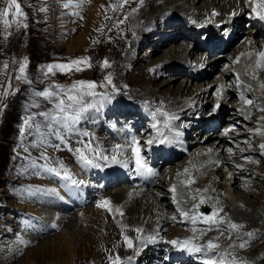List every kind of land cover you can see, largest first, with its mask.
Here are the masks:
<instances>
[{
    "label": "rangeland",
    "instance_id": "obj_1",
    "mask_svg": "<svg viewBox=\"0 0 264 264\" xmlns=\"http://www.w3.org/2000/svg\"><path fill=\"white\" fill-rule=\"evenodd\" d=\"M99 1L100 0H72V4L68 8H65L63 5L65 3H68V0H18V2L21 4L23 12L27 14V19L24 21V23L27 24V27L26 28L20 27L19 29H17L16 24L13 23L10 28L5 29L3 24L0 23V264H16L17 261H18L17 264H51V262L53 261L52 258L55 257V254L46 253V255L43 256V261L40 262L41 257L36 256L39 250H36L35 248L38 247L39 245L41 246L42 243L47 239L52 240L55 237L64 236V235H68V237H72V241H71L72 253L66 252L65 254V256L67 255V259L73 256V260L69 261L70 264H102L103 262H104L103 264H110L115 261L114 259H112L111 261L110 260L107 261V257L111 255V252L107 248L102 249V244L95 249L97 251H93L89 254H87L85 251L82 252L81 250L83 246L81 240L85 235L87 228L86 215H85L86 209L87 208L95 209L96 206L100 204L101 202L100 199L103 198V196H107V195L110 196L111 193H113V191H117L119 187L121 186L123 187V185H130V184H125L123 177H120L118 175L120 181L123 180L122 181L123 183L121 184H115L114 186L112 185L110 187L103 185L100 188V183L101 181L103 182L104 176L101 174L102 170L99 171L98 167H96L98 170L95 171L94 173L96 178H98L99 180L100 176H103V180L100 179L98 184H97L98 180L94 181L93 184H90L91 182L87 184V186L92 190L93 193L95 192L97 193L95 194L92 193L93 194L92 200L86 207L85 204L81 205L80 203H78V206L85 208H79V207L75 208L76 205L72 204L71 208L67 209L70 207V205L66 202H62L57 199H54V197L50 195L53 192L50 189H48L49 191H47L44 194L43 188L35 187L38 188V192L36 193V195H34L35 192L33 185L42 184L45 182V179L40 178L42 172H48L46 171L47 168H56L58 171H60L61 165L62 164L65 165L64 164L65 161L69 162L71 160V158L69 157V153H73V150L66 149L67 141L71 142V144L78 143L79 146H81V148H84L82 146L84 145V143L80 141L82 139L79 138V135H77L75 132H78L81 129L83 130L84 127L85 128L88 127V124L86 125V121H84V120H88L85 114L79 123L71 125V130H69V128L66 127L63 123H58L56 121L45 122L43 117L36 115L35 120L37 123L41 124V128L39 130H36L35 128L26 129L25 132L21 134V128L24 125V120L28 116H32L42 111L55 112L54 109L55 98H53V100H47L44 99L43 97H39L36 94L38 91H42V90L57 91V89L54 87L56 85H59L64 88H69L73 84H77L78 82L81 81L95 82L98 86L94 89V91L98 95L94 98L85 97V100L92 103L93 104L92 108H95L97 111H98V106H100V104L101 105L108 104L109 106L108 112H110V114L109 116H105V119H103V122H101L102 128H100L101 132L99 135L104 137L112 136L111 137L113 138L111 140L112 144L110 143L112 147L118 145L117 142H119L120 144V141H124L125 139L120 140L119 138H117L116 134L118 132L112 131L111 127L118 128L121 132H124L126 127L131 129L134 137L137 136L141 137V139L139 140H141L142 144L146 141L147 137L152 138L154 142H156L155 136H158L157 127L160 128L159 119H156L153 122H151L148 118L147 121L144 123V125H142L141 127H135L133 126V123H129L132 118L136 117L134 115H137V113L141 112V109L138 108V106L144 109L145 116L148 117L161 116L160 115L161 106L159 104L157 105L147 104L149 101L147 100L145 102L144 98L148 97V95L145 96L143 94L141 95L137 94V96H135L134 94L135 89L145 88L147 89L149 96H151L153 93H156L158 96L162 95V97L172 98L175 100V102H180L182 99L185 98H187L186 100L188 101L194 99L193 107L195 109H191L190 107L177 109L173 113L176 119L174 120L173 123H170L171 130L169 131V129L165 128L162 131L164 133V136L165 135L168 136L169 134L173 133V130H176L178 132L176 136L174 135V138L177 141L174 142L176 144L175 145L176 147L170 152H172L173 154H176L175 152H177L179 156H176L175 160H172L170 164L167 163L163 167V169L161 170V175L157 176L155 180L157 182L156 185L152 187L154 188L155 191L147 192V195L149 194L151 195V193H154L153 197H156L157 199L155 202H159L160 204L164 205L163 207H166L165 209L167 211H171L174 213L173 215L170 216L171 218H170V223L168 225L169 226L168 229L172 228V226H176L174 224H179L176 227L181 226L178 232H183L187 230L185 228L188 227L189 228L193 227L196 229L205 226L204 225L205 222L203 220L205 216L200 217L201 218L200 219L198 217V211L194 207L196 205H200L199 198L201 195H199L198 192L194 191L192 186L193 183L191 181L192 177L189 178L188 176L192 175L196 178L195 179L196 182L207 183L209 187L219 188L220 191L226 193L228 187H226L225 184L230 174L232 177H234V175H236L237 172H239L241 169L244 168H245L244 169L245 172L248 169L247 165L249 164H253V163H256V165L257 164L259 165V163L264 164V148L262 149L260 147V145H262V142L260 143L257 142L258 140L257 132H260L258 131V129H256L257 117H251L249 119H246L245 117L244 119H241L237 123H235L234 128H231L233 125L231 124L232 125L231 126L229 124L231 123V121H229V119L227 118L230 116L231 111H235L236 109H238V102L235 101V98L238 97L237 95H233V96L228 95L226 99L223 96V93H226L227 91H228L227 93L234 92L235 87L233 88V86L235 85V82H232L230 78L232 77L234 79L235 75H230L228 77H225V74H221L220 67L222 66L221 64L225 59H218L219 55L217 54L221 52H227L229 50L228 48L218 50L214 53H205V54L202 53L200 49L199 50L197 49V51L192 57L183 61L178 60L174 62L170 66V68L168 69L164 68L162 69L163 71L157 73L155 72V69L158 67L156 65L157 62L158 63L161 62L162 58L165 59L170 56L179 55L178 51H175L172 48V44L176 46H182V45L185 46L187 43H192L191 40H188L187 37L185 36L179 35L177 39H175L171 43H168V48H165V50H169L171 52V55L168 56V53H166L164 50H159L157 52L155 51V46L152 43V41L147 40L148 33L146 32L144 38L141 39V41H139L138 39L139 36L138 35L136 36V34H134V37H132V39L133 38L138 39L137 46L134 48L131 43L132 42L131 38L129 39L124 35L126 34V30H127L126 26L128 25L129 17L126 21L120 20L123 21V23H117L119 21L117 19L122 18V16L118 15V18L114 21V23H112V25L108 29H107V25L105 26L107 19L106 16H108L107 13L113 12L116 9L113 8V6H115L113 4L114 0H109L113 2L103 10V13H101L102 11H100V16L98 18L99 20H97L95 24L96 26H94L93 32H91V35L88 38L87 42L78 44V42L80 43L81 36L84 35L85 37V35L87 34L86 32H88V25H89L88 23L90 21V15L92 14V11L96 8V5L98 4ZM161 1L162 0H158L157 2L160 3ZM77 4H79L80 6L76 7L75 5ZM4 7H7V0H0V9ZM174 7L175 5L169 6V9L167 11L175 12V10H177L180 13H184L183 11H181L180 8L177 7L174 8ZM41 8L47 9V11H41L40 10ZM133 10L134 9L130 10L129 13L135 15L138 10L136 9L134 12ZM9 19L11 20L12 17L10 16ZM237 20H239L238 26L236 28V32L238 33L235 34L236 32H231L232 35H230L231 36L230 38H235V39L233 43L229 45V47L233 46L241 39H242L241 42H243L244 43L243 45L245 46L246 45L245 43L249 42L250 38L253 39L250 36L255 37L254 38L255 41L253 40L251 41V43H254V45L257 46H262L263 44L261 41H264V39L258 40L260 37V33L258 32V30H256V28L253 31V34L249 32L251 31L252 27H254V25L247 26V22L249 20L245 17V14H242V16H238ZM145 21L146 18L142 17L140 19V24L141 25L144 24ZM207 21L205 22V24H210L211 26L214 25L213 23H211L212 19ZM220 26L221 25L217 27H212L211 29H218ZM194 27L197 28V26L194 24L193 28L191 29H195ZM225 27H226L225 25L221 26L220 30L214 33V35L219 38L224 37L225 34L223 33L224 32L223 29ZM155 28L157 27L152 26L151 28H149V32H151V30L155 31ZM107 30L114 32V34L113 33L107 34ZM112 35L116 36L115 39H117V42L112 41ZM153 36L154 34H151L150 38ZM207 40H211L212 42L215 43V41L211 37H208ZM121 43L123 48L121 47V51H119L120 50L119 45ZM192 45L190 44V46ZM205 49L206 47H203L202 50ZM130 51L131 52L134 51V57L132 58V61H130V64L126 65V63H122V59ZM221 54H223L224 56L227 53H221ZM182 55L183 54L181 53V56ZM213 56L215 57L212 58ZM82 58H89L88 62L82 63L80 65H74L71 71H67V70L61 71L59 69H53L54 74H47V67L49 65L61 64V63L69 64L72 61ZM203 58L211 60L210 62L217 61L216 67H214V65H210L207 67V64H204L205 59ZM105 60L108 62L107 66L104 65ZM25 61H26L25 73L27 75L23 78V80H21L22 78L16 79L18 73H20L18 72L20 65L22 63H25ZM5 64H7V68L4 67ZM89 64L90 66H88ZM124 65L125 67L126 66L130 67V69L128 71H125ZM77 67L81 68L82 70L80 71L75 70ZM144 70L150 71L152 77L153 76L157 77L156 81L149 78H145L143 80L142 72ZM262 71L260 70L259 73H264V71L263 72ZM155 73L157 75H155ZM109 76L111 77V81H112L111 84H109L106 80V77ZM121 76H125L124 79L120 80ZM258 76L259 75H256V77ZM126 77H129V79L136 84L131 85L130 83H128L129 84L128 85L127 83H125L128 80ZM220 77L224 79V83H228V84L224 85L225 87L223 88L225 89V92L224 89L222 88L223 89L222 96L218 98L217 93L221 91L217 89V87L219 86L217 81H219ZM9 81H11L10 87H9ZM196 84L198 86H195ZM99 85H104V87H100ZM172 90H174V93H172L171 95ZM6 92L9 94L5 95ZM201 93H203L202 96ZM101 94L104 98H102ZM247 96L250 98L253 97V95L251 96L249 94ZM218 101H220L219 108L213 111L214 104L215 102ZM256 101H257L256 97L254 96V102ZM254 102L250 106L246 104L245 109L240 108L242 109V112H244L245 110L244 112L245 115L251 114L252 116L257 113L256 107H252L254 105ZM33 104H38L39 107H33ZM163 105L165 104L163 103ZM131 106L134 107L133 112L131 111ZM249 107H252L253 110L252 109L248 110ZM114 110L121 111L124 114L125 113L131 114V116H122V117L119 116L118 119L115 116H113L112 118L111 113ZM162 110L164 109L162 108ZM136 118L137 119L140 118V115L138 114ZM202 121H204L205 123L203 122L201 124ZM45 123H50L52 126L44 127L43 125ZM94 124L96 125V123ZM203 124L206 125L205 129L198 130L199 127L203 126ZM153 125H156V127L153 128L154 127ZM150 127H151L150 132L156 133L155 136H148L149 132H145L146 129ZM226 129H230L228 130L227 134L224 133V130ZM236 131L239 133L238 137H236L237 136ZM84 132L88 134L86 136L88 139H90L89 132L88 131H84ZM208 132L216 133L217 135H215L214 137L213 136L207 137L208 135L206 133ZM184 133H188V135ZM172 135L173 134L169 136ZM219 137L225 139V142L222 147H219L218 143L212 144L216 139H219ZM30 141L35 142L37 145L30 144L31 143ZM90 142L91 140L89 141V145ZM128 143L132 144V141H129ZM205 143H209L213 145V148H216L215 154L217 155L218 159L220 158L221 160L228 161V162L227 161L224 162V164L219 163L218 164V167H220L219 170L218 168L214 169L213 166L210 167L209 165L207 166L200 165L201 169L200 167H198L197 169V165H196L197 163H194V161L198 159V155H196L197 153L196 151L197 148H199L202 145H205ZM110 144L106 146L107 147L106 150H109V152L112 155L117 154L116 149L113 151L112 147H109ZM90 146L92 147L93 145ZM46 147L48 150L45 151ZM73 147L75 148V146ZM171 147L172 144L171 145L167 144L166 147L167 156H161L162 158H167L169 160L172 159L173 156H169V149ZM241 148L250 149V153H247L249 152L247 151L246 156L243 157L240 156V154L243 153V149ZM30 150L34 151L32 152V154L36 156L35 158L32 156ZM39 150H44V151L36 152ZM201 152L202 151L199 152V155L201 154ZM39 153L41 154L43 153L46 159L42 157L41 154ZM124 153L126 154L127 152L125 151L121 152L120 156L125 157ZM160 153L163 154V152ZM128 155H129L128 157L131 156L133 158L132 151H129ZM142 156L143 157L146 156L145 160L147 159L151 165L152 164L156 165L157 163L162 162V159L161 160L158 159L156 162L153 163V160L148 156V153H146V151L142 153ZM51 157H58L62 159L63 162L55 163L50 160ZM25 158L26 161L29 162L30 168L28 167V163L25 162ZM72 159L74 160V162H72L71 160L70 166L67 165L66 168L71 173L72 171H76L80 169L79 168L80 162L78 158L75 157V159L74 158ZM121 160L124 159L122 158ZM102 162L104 164L107 163L104 160ZM163 163L162 164L160 163L157 166L162 167ZM131 167H129V169L127 167L126 168L124 167L123 170L127 169L128 171L131 169ZM118 169H120V167L117 168V170ZM259 170L260 169L258 170L256 169L257 174H259L257 176H260V174L264 175V170L263 171L262 170L259 171ZM244 172L242 173V175L245 177ZM218 173H220V176L218 178L221 184L220 187L216 183V176ZM53 176L57 177L55 174H53ZM92 176L93 175H91V177ZM249 176L250 173L246 175L247 178ZM232 179L233 178H230V180ZM62 181L64 180L61 177H58L59 188L56 185L52 184V182H50V184L58 192H61L63 194L62 192L63 190L60 189L62 188L60 185ZM253 181H257L260 183L259 185H257L258 189L256 188L257 190L256 192H259V194L262 195L263 193L262 187L264 186V180L254 179ZM253 181L244 180V183L247 187H249L250 185L249 188H253V185L255 184L253 183ZM21 182H26L25 187L32 189L33 192L29 193L27 192V190L26 191L20 190L18 185ZM175 182L176 184H178V186L181 189L179 190V193L183 189L185 190V192H188L186 197L183 198L184 202L187 199L191 198V202L189 204L185 203L187 204L186 206H189L191 205V203L196 202V204L191 205L193 211H186V212H188L189 215L194 214L197 217L196 219L197 224L196 223L189 224L183 221L184 216L181 215V212H183L182 208L186 207L185 204H180L179 207L176 206L179 201L177 203H173L178 200V199L174 200V198L172 197L173 192L171 191L170 188V185H173ZM184 183L185 184L189 183L191 185L188 187H183L182 184ZM230 184L232 185V189L230 190V192L232 194H236L239 199L244 200L245 199L244 197L246 196L245 191L242 188L235 187V184L232 183ZM97 186L99 187L97 188ZM243 188L246 189V187ZM253 190H255V188H253ZM84 195L87 194L84 193ZM260 195L257 194V197L255 195H248L247 198L248 199L252 198L253 200L256 199L263 200ZM52 199L60 202L61 204L64 205V207H62L61 209L58 208L49 209L44 202L47 201L50 202L52 201ZM87 200H88V195H87ZM213 202L215 203L213 204ZM222 202L223 201L217 199V197L211 196L210 199L208 200V205L211 203L213 209L215 207H220V209L225 210L226 205L224 204V202L223 203ZM198 208H203V207H198ZM152 210L154 211L152 212ZM112 211L110 210L109 207L106 208L107 214L111 216L112 220H114V217L112 218V216H114V212L112 213ZM210 211L206 213H209ZM39 212H43V213L41 214ZM124 212L123 211L120 212L123 213V215H120L121 218L120 222L123 220L122 218L127 217L125 210ZM160 212L161 209H159V206L157 207V209H155V207L152 208V206L148 208L144 207L143 212L141 214V219L144 218L145 216V221L149 222L153 218L154 219L156 218L153 217V215L157 216V218L159 217L160 219L161 218ZM139 213L141 212H139V209H137L133 213V215L135 217H138ZM30 214L33 215L35 219L31 217L25 219ZM227 215L230 216V212L227 213L226 215H223V220L226 219ZM21 220H27L30 226L35 225L37 231L32 232L29 226H27L26 224H21L19 222ZM39 224H41V226L44 227H39ZM249 224H250L249 220H245L239 223V225H242L245 228V232L242 235L236 236L235 240L237 241L240 237L248 236V238L241 243L231 242L233 240V234L237 230L233 232L223 231L222 234L225 235L221 234L220 236H217V238L218 240H221L220 243L223 244L226 243V245L228 246L236 247L237 252H241V253L244 252V254L245 253L254 254V252L256 251L255 248L256 245L255 246L252 245L250 248L239 247V245L242 243L246 244L249 241H255L257 239V237L254 234L252 236L248 235V233H252L250 231H253V228L252 230L251 228H248ZM122 227L124 229L129 228L128 226L125 225H123ZM43 228L44 230H42ZM133 229L135 231V229H139V228L134 227ZM169 233H170L169 231H166L164 235L160 236V239H163V243L170 242L165 240L166 237L171 238L170 236H168ZM32 235L38 236L37 238L39 239L34 240V242L30 241L29 239H32ZM203 236L201 234L193 235V237L190 238L192 241L191 240L190 241L197 246L196 242H198V244L203 243ZM149 238L154 240L155 236ZM117 239L119 244H121L125 248L127 247L124 237L122 236L120 237L119 232ZM25 240H29V241L25 242ZM258 243L259 242H257L256 244ZM236 244H238V247L236 246ZM153 247L154 244L151 243L150 248L155 250V248ZM32 252L35 253V256L32 254ZM237 252L232 251L230 252V255L235 257L237 255ZM115 254L116 251H114L113 255H111V258H113ZM212 254H217V252L214 251ZM163 255H165V252ZM186 256L188 255L186 254ZM259 257L260 258L264 257L263 252L260 253ZM151 260L152 258L149 259V261ZM142 261H143L142 259L140 260V258H138L136 264H142ZM149 261L146 263L150 264L151 262ZM172 261L173 260L169 262L165 261L162 262V264L164 263L173 264Z\"/></svg>",
    "mask_w": 264,
    "mask_h": 264
},
{
    "label": "bare ground",
    "instance_id": "obj_2",
    "mask_svg": "<svg viewBox=\"0 0 264 264\" xmlns=\"http://www.w3.org/2000/svg\"><path fill=\"white\" fill-rule=\"evenodd\" d=\"M157 1L158 0H132V2H131V0H128V3L124 4L123 7H119V5L122 3V0H114V2L109 1V0H100L98 2V4L96 5V8L94 10L92 9L93 11H92V14L90 15V21L88 23L89 24L88 25V32H86L87 34L85 35V37H84V35L81 36L80 43L78 42V44H82V43L87 42L88 38L91 35V32H93L94 26H96L95 24H96L97 20H99L98 18L100 16V11H102L101 13H103V10L106 7H108V5L111 4L112 2L116 6V9L113 12L107 13L108 16H106L107 19H106L105 26L107 25V29H108L112 25V23H114V21L118 18V15H120V16H122V18H124V19H122V18L117 19L119 21L120 20L126 21L129 17L128 25L126 26L127 27L126 34H124V35H125V37H127L129 39L131 38V41H132L131 43H132L134 48L137 46V40L139 39V41H141V39L144 38V35L146 32L148 33L147 40L152 41V43L155 46V51L157 52L159 50H164L166 53H168V56L171 55V52L169 50H165V48H168V43H171L172 41L177 39V37L179 35L187 37V39L191 40L192 43L194 42L193 45H192V43H187L185 46L184 45L176 46V45L172 44V48L175 51H178L179 55L178 56L177 55L170 56V57L165 58V59L162 58L161 62H159V63L157 62L156 65L158 67L156 68L157 70L155 69V72H157V73H160L161 71H163L162 69H164V68H166V69L170 68V66L178 60L183 61V60H186V59L192 57L195 54V52L197 51L198 47H200L197 43L196 38L199 35H202V33L204 31L211 29L212 27H217L219 25H226L227 28H233L236 25L237 17L242 16L243 11L245 10V12H246V9L250 10L249 15H252L254 17L253 19L255 22H257V25H256L257 27L259 26V28H260V24H264V20H260L259 18H256L254 16V14H252V12H251L252 5L249 3H246L245 0H192V1H190V0H162L160 3H158ZM139 4H140V6H139ZM171 5H175L174 8H176V7L180 8L181 11H183L184 13H180L177 10H175V12H168L167 10L169 9V6H171ZM132 9L138 10L135 15H132V13H129V11ZM109 10H110V8H109ZM232 11L235 12L236 15L228 16ZM213 12L217 13V15H213ZM125 17H127V19H125ZM142 17H145L146 21L144 24L141 25L140 19ZM208 18L212 19L211 23H213L214 25H217V26H214V25L211 26L210 24H205V22L208 20ZM178 22H179V24H178ZM194 24L197 26V28L194 27L196 30L191 29V28H193ZM152 26H155L157 28H155V31L151 30V32H149V28H151ZM262 31H264V29H262ZM249 32L251 33L252 30ZM112 33L114 34V32L107 30V34H112ZM237 33L238 32H236L235 34H237ZM134 34H136V36L138 35L139 38L138 39H136V38L132 39V37H134ZM151 34H154V36L150 38ZM158 34L159 35L163 34V35L159 36ZM250 37H253V36H250ZM115 38H116V36L112 35V41L117 42V39H115ZM253 40L255 41V39L250 38V41L248 40L249 42L245 43L246 45L244 46V48L242 47L239 52H238V50H236L237 55H234V64H236L235 67H233V68L228 67V69H221L223 71L222 74H225V77H228L230 75H235L234 79L232 77H231L232 79L230 78V80L232 82H235V85L233 86V88L235 87L234 92L233 93H227L228 92L227 91L226 93H223V96L225 97V99H226V97H228V95H230V96L237 95L238 96L239 94L240 95H248L249 94L251 96L253 95V98H254V96L256 97L257 101L254 102V105L252 106V107H256V109H257L256 114H254L252 116H251V114L245 115L244 112H242V109H240V108L245 109L246 104H244V102L243 103L238 102V109H236L235 111H231L230 116L227 118L229 119V121H231V123H229L231 125V124L237 123L239 120L244 119L245 117H246V119H249L251 117H257V119H256L257 120V122H256L257 128L256 129H258V131H260V132H257V135H258L257 142L258 143L262 142V144H264V110H261V109H264V88L260 87L261 84H264V73H259L260 70L264 71V68L263 67L258 68L257 64H256V61L258 59H260L258 57V55H256V54L264 51V41H261L263 44L262 46H257V45H254V43H251V41H253ZM119 41H121V40H119ZM122 43L119 45V48H120L119 51H121ZM190 44L192 46H190ZM80 46H82V45H80ZM181 53L183 54L182 56H181ZM249 54H251V56ZM224 56H226V55H224ZM133 57H134V51L128 52L124 56L123 59L121 58L122 63H126V65L130 64V61H132ZM210 61L211 60L205 59L204 64H207V67L210 65H214V67H216L217 61L216 62H210ZM129 69H130V67H128V66L125 67V65H124L125 71H128ZM253 73L255 74V76L256 75H259V76L256 79H253L252 78ZM155 75H157V74L155 73ZM124 77L125 76H121L120 80L124 79ZM142 77H143V80L145 78H149V79L156 81V79H157V77L151 76L150 71H145V70L142 72ZM126 78L128 80L125 83H127V84L130 83L131 85L136 84V83L132 82L129 79V77H126ZM217 82L219 84L217 89L222 92V90L224 89L223 87H225L224 85L228 84V83H224V79H222L221 77H220L219 81H217ZM249 85L251 86V88H249ZM195 86H198V85L196 84ZM221 86H223L222 87L223 89L221 88ZM135 91H136V93H135ZM140 92H142V93H140ZM224 92H225V89H224ZM172 93H174V90H172L171 95H172ZM134 94H135V96H137V94H140V95L143 94L145 96L148 95V97L144 98L145 102L147 100L149 101L147 104H151V105L159 104L161 106L160 107L161 112H167L170 115L173 114L179 108L190 107L191 109H195L193 107L194 99H191L188 101V100H186L187 98H185V99H182L180 102H175V100L172 98L162 97V95L158 96L156 93H153L152 94L153 96L152 95L149 96V93H148L147 89H145V88L135 89ZM202 94L203 93H201V96H202ZM219 97L220 96H218V98ZM163 103L165 105H163ZM252 107H249L248 110H250V109L253 110ZM162 108L166 111L162 110ZM108 111H109L108 104H105V105L100 104V106H98V111L95 108H90L85 113L88 120H84V121H86V125L88 124V127H86V128L84 127L83 130L81 129L80 131L75 132V133L77 135H79V138H81L83 140V141L82 140H80V141L82 143H84V145H82L84 148H85V145H89V141L91 140L90 145H93L92 146L93 148H95L102 155H107V156L111 157L112 154L109 152V150H106L107 149L106 146H108L111 143V140L113 139V138H111L112 136H105L104 137V136L99 135L101 132L100 128H102L101 122H103V119H105V116H109V114H110V112H108ZM113 112L111 114H113ZM115 112L118 113L119 111H115ZM250 112H252V111H250ZM127 113H129V112H127ZM247 113H249V112H247ZM134 116L137 117L138 113H137V115H134ZM144 116L145 115L142 114L140 116V118H138V119L136 117H134V118L136 120H140ZM160 117H163V116L161 115ZM163 119H165V118L163 117ZM225 119H226V117H225ZM88 122H90V123H88ZM94 123H96V125ZM204 129H205V127L201 126V127H199L198 130H204ZM84 131L89 132V134H90L89 138L90 139H88L87 136L84 135V133H85ZM236 133H237L236 137H238L239 133L237 131H236ZM125 134H126L125 132L124 133L118 132L116 134V137L125 136L126 140H128L127 139L128 134H126V135ZM206 134L208 135L207 137H209V136L214 137L215 135H217L216 133H210V132H208ZM221 137H219V139H216L212 144L218 143V146L222 147L224 142H225V139H223ZM117 143L119 145V142H117ZM111 144L109 147H112ZM128 144L129 143H127L126 141L123 144H120L122 151H126L127 149H129ZM73 146H75V148ZM116 146L112 147L113 151L116 149ZM160 147H162L164 151H167V148H166L167 145H166V147H165V145H161ZM78 148H81V146H79L78 143L71 144V142L67 141L66 149H72L73 150V153H69V157L71 158L72 162H74V160L72 158H74V159H75V157L78 158V154L75 151ZM247 148L246 149L241 148V149H243V153H241L240 156L243 157V156H246L247 153H250V149H247ZM85 151H87V150L85 149ZM145 151H146V153H148V156L153 160V163L156 162L159 158H162L161 157L162 153H157V151H152V149H146ZM200 151H202V152L199 155ZM247 151H249V152H247ZM196 152H197L196 155H198V159H196L194 161V163H197L196 164L197 169H198V167H200V165H203V166L209 165L210 167L213 166L214 169L218 168V170H219L220 167H218V164L219 163L224 164V162L227 161V160L226 161L221 160L220 158L218 159L217 155L215 154L216 148H213V145H211L209 143H205V145H202L199 148H197ZM128 153H126V157L123 158L124 160H121L122 157H117L121 161V163H118V164H113L110 161H107V163L104 164L102 162L103 160L97 158L96 163L100 165V167H98V170L99 171L102 170L101 174L104 176V180H103L104 186L110 187L112 185L114 186L115 184H118L120 182V178L118 177V175L120 177L124 178L123 168L127 167L129 169V167H131V165H133L134 161H135L134 158H132L131 156L128 157L129 156ZM89 155H91V154H89ZM70 161L69 162L65 161L64 162L65 165L62 164L63 167L67 168L66 165L71 163ZM146 161H148V160L146 159ZM162 161L169 163L171 160H169L167 158H162ZM102 164H104V165H102ZM125 164L127 166H125ZM247 166H248V169L245 172H244V169H245L244 168V169H241L239 172H237V174L235 173L236 175H234V177H232L231 175L228 176V180H226V184H225V186L228 187V190L226 188V190H227L226 193L220 191L219 188L209 187V185H207V183L196 182V180H195L196 178L192 175L188 176L189 178L192 177L191 181L193 183L192 186H193L194 191L197 192V190H200L198 192V194L201 195L200 198L201 197L205 198V203H208V200L210 199L211 196H215V197H217V199H220L221 201H223L224 204L226 205V209L225 210L223 209L224 211L222 210L223 213H222V211H220L219 214L216 217H214V219L222 221V222L213 225L211 228H209V225L207 223H204L205 220L203 218L204 222H202L203 220L200 222L204 223V225H205L204 227H199V228L195 229L191 226L192 228L188 227V228H185L187 230H185L183 232H178V230L181 228V226L176 227L179 224H174L176 226H172V228L168 229V227H169L168 225L170 223V218H171L170 216L173 215L174 213L171 211H167L165 209L166 207H163L164 205L160 204L159 202H155L157 199H156V197H153L154 193H151V195L150 194L147 195L148 191L149 192L155 191L154 188H148V189L142 190L139 188H134L131 185H123V187L122 186L119 187L117 189V191H113V193H111L110 196H108V195L103 196V198L100 199L101 202L99 204V205H102L104 201L109 202L108 207L110 208L111 211L113 210L112 213L114 212V216H112V218L114 217V220H112L111 216H109L107 214L105 207L96 206L95 209L94 208H87L86 209L85 215H86V227L87 228H86V233L81 240V243L83 246L81 251L82 252L85 251L87 254H89L93 251H97L95 249L102 244V249L103 248L109 249V251L111 252V255H113L114 251H116V254L113 258H111V255L107 257V261H109V260L111 261L112 259H114L116 261V257L119 256L120 261H122V264H136V261L138 260V258H140V260L141 259L143 260L142 264L143 263L147 264L146 262H148L150 258H152V260L154 259L153 256L156 255L157 257H161L164 254V250H166V252L170 255L169 261L176 259V264H195L194 259H196V258L202 260L203 264H204V261L208 258L220 261V264H264V257L263 258L259 257L260 253L263 252V254H264V186L262 187L263 193H262V195H260L259 192H256L257 191L256 188L258 189L257 185H259L260 183L257 181H253L254 179L264 180V175L260 174V176H257L259 174H257V172H256V169L257 170L260 169L263 171L264 170V164L259 163V165L258 164L256 165V163H253V164H249ZM119 167H120V169L117 170V168H119ZM79 168L80 169H78L76 171H72V173L71 172L70 173L72 174L74 179H76L77 181H82L83 183H80L74 187V186H71L69 182L64 180L61 182L60 185L62 187V190H63L62 192H63L64 196L69 195V196H71V199L73 200L74 204H77V205H78V203H80L81 205L85 204V207H86L90 203V201L92 200V197H93V194H92L93 192L87 186V184H89L90 182H91L90 184H93L94 181L98 180V178H96V176L94 174L95 171H98V170L94 166H85V165H82L81 163H80ZM108 169H110V170H108ZM200 169H201V167H200ZM108 171H110V172H108ZM196 171H198V170H196ZM243 172L245 173V177L242 175ZM249 173H250V176L247 178L246 175H248ZM91 175H93V176L91 177ZM148 176H150V175H148ZM219 176H220V173H218L216 176V183L220 187L221 186L220 180H218ZM230 178H233V179L230 180ZM137 179H143V177L137 176ZM244 180L253 181V183H255L253 185V188H255V190H253V188H249L250 185H249V187H247L244 183ZM230 183L235 184V187L242 188L245 191L246 196L244 195L245 196L244 200L239 199L236 194H232L230 192V190L232 189V185ZM66 184L68 185L67 187L65 186ZM125 184H127V183H125ZM243 187H246V189ZM183 190L180 191V193H179V202L177 203L176 206L180 207V204H185V203H183L184 202L183 198L186 197L188 192H185V190L184 191ZM84 193L88 195V200H87V195H84ZM257 194L260 195L263 200H260V199L253 200L252 198H250V199H252V200H250L247 198L248 195H255L257 197ZM199 199H197V200H199ZM44 203H45V205L48 206L49 209H54V208L61 209L62 207H64L63 204H61L60 202L55 201L53 199L50 202L47 201ZM214 203L215 202H213V204ZM194 204H196V202L191 203V205H194ZM186 205L187 204H185V206ZM191 205L186 206V207H183L184 205L181 206V207H183L182 211L183 212L184 211L185 212L186 211H193V208H191ZM43 206H44V204H43ZM150 206H152V208L155 207V209H157V207L159 206V209H161V212H160L161 218L159 219V217L157 218V216L153 215V217H156V218L155 219L153 218L151 221L146 222L145 216H144V218L141 219V214L143 212L144 207L148 208ZM216 206H217V204H216ZM218 206H220V205H218ZM217 208L220 209V207H215L213 209V212L216 211ZM117 209H119L120 212L121 211L124 212V210L126 211L127 217L122 218L123 220L121 222H120V219H121L120 215L121 214H119L120 212L117 211ZM137 209H139V212H141V213L138 214V217H135L133 215V213ZM153 211L154 210H152V212ZM229 212H230V216L227 215L226 219L223 220V215H226ZM39 213L42 214L43 212H39ZM193 215L194 214L189 215L187 217L184 216L183 221H185L186 223L192 224L193 223V220H192ZM245 220L250 221L248 228H251V230L253 228V231H250V232H252L257 237V239L255 241H249L248 243L245 244V247H247V248H250L252 245H254V246L256 245V247H255L256 251L254 252V254L253 253H249V254L245 253L244 254V252L243 253L237 252L236 247L228 246V245H226V243H224V244L220 243L221 240H218V238H217V236H220L223 233V231L233 232V231L237 230L233 234V240L231 242L241 243V242L245 241L248 238V236L240 237L237 241L235 240L236 236L242 235L245 232V228L242 225H241L242 227H239L235 230L229 229V223H235V224L239 225V223H241L242 221H245ZM195 223L197 224V220ZM123 225L128 226L129 228L124 229L122 227ZM134 227H138L139 229L142 230V232L138 234L136 231H134V229H133ZM195 227H196V225H195ZM219 229H221V230H219ZM42 230H44V228ZM248 230H250V229H248ZM166 231L170 232L168 236H170L171 238L176 236V240L179 242H183L185 240H191L190 238H192L193 235L201 234L202 236L203 235L204 236H203V243L201 241L202 244H200V246H206L207 242L209 240H211L214 243L218 244L219 248L214 249L212 252H203L202 251L200 253H192V252H189L183 248L176 247L173 244H171L170 242L169 243H166V242L163 243V239H160V236L164 235V233ZM118 232L120 234V237L121 236L122 237H125V236L129 237L134 242V248H132V249L127 248V247L125 248L124 246L119 244L118 239H117ZM38 234H40V233H38ZM138 235L140 236V239H137ZM222 235H225V234H222ZM153 236H155L154 240L149 238V237H153ZM37 237L38 236L32 235V239H29V240L34 242V240L39 239ZM29 240H25V242H27ZM71 241H72V237H68V235L58 236V237L53 238L52 240L47 239L42 243L41 246L39 245L38 247L35 248L36 250H39L37 252L36 256L41 257L40 262H42L43 256H45L46 253L47 254L51 253V254H55V257L52 258L53 263L51 262V264H70L69 261L73 260V256L71 258L69 257V259H67V255L65 256V254H66V252L72 253ZM257 242H259V243L256 244ZM151 243L154 244L153 248H155V250L150 248ZM196 244H198V242H196ZM19 246H21V245H19ZM236 246L238 247V244H236ZM40 249H41V251H40ZM214 251L217 252V254H212ZM232 251L237 252V255L235 257L228 255ZM32 254L35 256L34 252H32ZM186 254L188 256H186ZM14 256H15V254H14ZM48 257H49V255H48ZM185 257H187V258H185ZM129 258H131V259H129ZM17 262H16V264H17ZM114 262L110 263V264H114ZM158 262H160V261H158ZM5 263H6V261H5ZM150 264H152V263H150ZM160 264H162V263H160ZM164 264H166V263H164Z\"/></svg>",
    "mask_w": 264,
    "mask_h": 264
},
{
    "label": "snow or ice",
    "instance_id": "obj_3",
    "mask_svg": "<svg viewBox=\"0 0 264 264\" xmlns=\"http://www.w3.org/2000/svg\"><path fill=\"white\" fill-rule=\"evenodd\" d=\"M246 3H249L252 5L251 12L254 14L256 18H259L260 20H264V0H245ZM128 3V0H122V3L119 5V7H123L124 4ZM72 4V0H68V3H65L63 6L65 8H68ZM76 7H79L80 5H75ZM115 9L116 6H113ZM14 9V11H13ZM41 11H47V9L41 8ZM135 11V10H133ZM213 15H217V13L213 12ZM232 15H236L235 12L232 13ZM12 17L10 20L9 17ZM82 18V17H81ZM107 18V17H106ZM27 19V14L23 12L21 4L18 2V0H7V7H4L0 9V23L3 24L5 29H8L12 26L13 23L16 24L17 29L20 27H27V24L24 23V21ZM127 19V17H125ZM117 23H123V21H118ZM10 34V33H9ZM251 56V54H249ZM258 59L256 61L257 67H264V51L257 53ZM89 58H82L75 61H72L69 64H52L47 67V74H54L53 69H59L61 71H71L73 69L74 65H80L82 63H87ZM104 65L107 66L108 62L105 60ZM90 66V64L88 65ZM7 68V64L4 66ZM25 67H26V61L25 63H22L19 68V72L21 74H25ZM75 70L80 71L81 68L77 67ZM22 76H17L16 79H21ZM253 79H256L257 77L253 73L252 76ZM106 80L109 84H111V77H106ZM11 86V81H9V87ZM98 85L95 82H78L77 84H73L69 88H64L59 85L54 86L57 91H51V90H42L38 91L36 94L39 97H43L47 100H53L55 98L54 103V109L55 112H39L37 114H34L32 116H28L24 120V125L21 128V134L25 132L26 129H32L35 128L36 130H39L41 128V124L37 123L35 120V116L39 115L44 118L45 122L49 121H56L58 123H63L66 127L71 130V125L77 124L80 122V120L83 118L84 114L93 107V104L85 100V97H96L98 94L94 91V89ZM100 87H104V85H99ZM223 86H221L222 88ZM261 88H264V84L260 85ZM249 88L251 86L249 85ZM9 93H5V95H8ZM218 96H222V92L217 93ZM102 96V94H101ZM102 98H104L102 96ZM243 98V97H242ZM245 104L251 105L253 101L251 99L244 98ZM33 107H39L38 104H33ZM219 108V104L215 105L213 111ZM264 110V109H261ZM160 115H162L164 119V127L171 130V124L170 121L176 119L175 116L170 115L167 112H161ZM44 127H51L52 125L50 123H45L43 125ZM156 127V125H153ZM84 135H88L87 133H84ZM157 135L158 137H164V133L161 131L160 128L157 127ZM164 139H167L166 137ZM164 140H161V143H163ZM148 144H152L153 141L149 140L147 141ZM261 148H264V144L260 145ZM85 149L87 151H85ZM121 146H116V153L118 154L121 151ZM132 155L135 158V169L137 173H148L153 174V170L151 167L148 166L145 158L142 156L141 148L138 146V141L133 139L132 141ZM78 154L79 162L82 165L85 166H94V167H100L99 164L96 163L97 158L104 160V161H110L113 164L121 163V161L117 158V154H113L111 157L107 155H102L100 152H98L95 148L91 147L90 145H85V148H78L75 150ZM91 154V155H89ZM42 157H44V154H41ZM46 159V157H44ZM125 166H127L125 164ZM46 171L55 174L57 177H61L63 180L70 183L71 186H76L80 183H83L82 181H77L73 178L72 174L61 165V170L58 171L56 168H47ZM231 175V174H230ZM68 186L67 184L65 185ZM43 191V190H41ZM173 192L176 191L175 187L172 189ZM200 190H197L199 192ZM206 191V190H205ZM195 198V197H193ZM200 203H205V199L203 197L200 198ZM109 202L104 201L102 205H98V207H108ZM194 207H199V205H196ZM119 211V209H117ZM222 211V209H218L214 211L211 215H207L204 217L205 223L209 225V228H211L213 225L217 223H221L222 221L214 219L219 212ZM123 215V213H120ZM181 215L187 217L189 215L188 212H181ZM197 217L193 215L192 220L193 223L196 222ZM239 227H242L241 225H237L235 223H229V229L235 230ZM135 231L139 234L142 232L141 229H135ZM249 236H252L253 233H248ZM137 239H140V236H137ZM124 240L127 244V247L132 249L134 248V242L127 236L124 237ZM171 244H173L176 247L183 248L189 252L192 253H200V252H212L214 249H218L219 245L214 243L213 241L209 240L207 242L206 246H196L193 244L190 240H185L183 242H179L177 240L170 241ZM239 247L244 248L245 244H240ZM230 255V254H228ZM131 259V258H129ZM114 264H122L120 261L119 256L116 257V261ZM204 264H220V261L213 260L211 258H208L204 261Z\"/></svg>",
    "mask_w": 264,
    "mask_h": 264
}]
</instances>
